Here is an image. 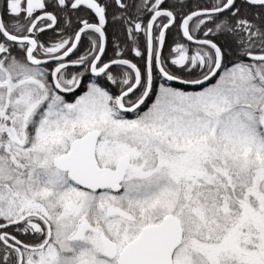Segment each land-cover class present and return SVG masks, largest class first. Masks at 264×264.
Returning a JSON list of instances; mask_svg holds the SVG:
<instances>
[{
  "label": "snow or ice",
  "instance_id": "1",
  "mask_svg": "<svg viewBox=\"0 0 264 264\" xmlns=\"http://www.w3.org/2000/svg\"><path fill=\"white\" fill-rule=\"evenodd\" d=\"M0 264H264V0H0Z\"/></svg>",
  "mask_w": 264,
  "mask_h": 264
}]
</instances>
